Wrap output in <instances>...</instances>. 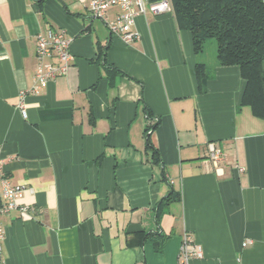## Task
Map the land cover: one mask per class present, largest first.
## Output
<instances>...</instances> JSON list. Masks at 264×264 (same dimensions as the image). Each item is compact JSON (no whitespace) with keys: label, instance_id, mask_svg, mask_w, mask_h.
<instances>
[{"label":"crops","instance_id":"0c3cea01","mask_svg":"<svg viewBox=\"0 0 264 264\" xmlns=\"http://www.w3.org/2000/svg\"><path fill=\"white\" fill-rule=\"evenodd\" d=\"M90 1L0 0V153L30 207L0 217V264H264V118L241 105L239 66L196 53L172 10L138 13L126 42L105 21L122 8ZM51 27L73 59L33 90ZM185 234L202 257H183Z\"/></svg>","mask_w":264,"mask_h":264},{"label":"trees","instance_id":"16d2710c","mask_svg":"<svg viewBox=\"0 0 264 264\" xmlns=\"http://www.w3.org/2000/svg\"><path fill=\"white\" fill-rule=\"evenodd\" d=\"M36 1L40 5L43 0ZM170 1L178 27L192 32L196 53L204 51L207 39L215 38L218 63L239 66L246 79L241 105L250 106L254 115L264 118V0ZM208 75L206 62H197L201 90ZM155 125L156 122L146 132ZM146 143L147 148L154 151L153 161L159 163V152L150 137ZM179 198L180 192L173 190L158 202L155 209L158 224L167 207ZM157 248L161 249L160 246Z\"/></svg>","mask_w":264,"mask_h":264},{"label":"built area","instance_id":"2783aa9c","mask_svg":"<svg viewBox=\"0 0 264 264\" xmlns=\"http://www.w3.org/2000/svg\"><path fill=\"white\" fill-rule=\"evenodd\" d=\"M113 5H119L122 11L115 18L105 20L106 24L112 33L120 35L126 42H130L138 36L133 29L138 13L151 10L158 14L172 10L170 0H160L158 2H149L148 0H91L89 8L93 16L104 17L106 9ZM37 39L39 66L35 73L37 85L33 90H37L39 86H45L57 75L65 73L73 59V55L70 53L71 38L64 30L52 29L51 27L45 32H39ZM221 156V150L213 148L212 159L219 160ZM240 170L243 171L245 168L241 167ZM25 189L24 184H14L12 182L0 153V217L12 209L19 208L26 211L30 208L28 205L19 203ZM3 229L0 219V237L3 235ZM181 253L186 260L191 257L203 256L201 246L199 243L194 242L189 234H185L181 244Z\"/></svg>","mask_w":264,"mask_h":264},{"label":"rangeland","instance_id":"374dc122","mask_svg":"<svg viewBox=\"0 0 264 264\" xmlns=\"http://www.w3.org/2000/svg\"><path fill=\"white\" fill-rule=\"evenodd\" d=\"M216 39L215 38H209L207 39L206 41V44H205V48H206V56H207V59H209V55L211 53V44H216Z\"/></svg>","mask_w":264,"mask_h":264}]
</instances>
